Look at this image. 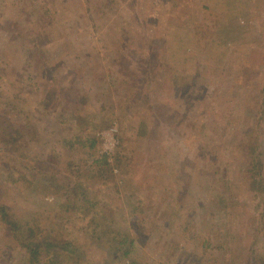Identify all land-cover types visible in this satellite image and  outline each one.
Here are the masks:
<instances>
[{
	"label": "rangeland",
	"instance_id": "374dc122",
	"mask_svg": "<svg viewBox=\"0 0 264 264\" xmlns=\"http://www.w3.org/2000/svg\"><path fill=\"white\" fill-rule=\"evenodd\" d=\"M0 205L41 264H264V0H0Z\"/></svg>",
	"mask_w": 264,
	"mask_h": 264
},
{
	"label": "trees",
	"instance_id": "16d2710c",
	"mask_svg": "<svg viewBox=\"0 0 264 264\" xmlns=\"http://www.w3.org/2000/svg\"><path fill=\"white\" fill-rule=\"evenodd\" d=\"M230 3L231 2H228V3L226 2L228 8H229ZM183 33H184V30L182 29H179L178 31H176L175 29H170L169 35H168L169 37L168 39L170 42L169 43V57L170 59L178 61V62L185 61V56L187 57L186 49L184 48V45L186 43L184 42L185 37ZM216 40L217 39H215L214 41ZM43 64H47V62L44 61ZM94 144L95 143H93L92 145ZM7 209L8 208L5 205H0V219L10 227V230L14 234V237L23 246L27 248V251L29 252V255H30L29 261L31 264H41L42 257L44 254L43 252L46 249H52L57 252L65 251L71 255L73 254L74 249L70 248L66 242L64 243V242L59 241V242H53V243H48V242L40 243V242L35 241V238H36L35 231L31 229L28 225H25L20 220L13 218V216L10 214V212Z\"/></svg>",
	"mask_w": 264,
	"mask_h": 264
}]
</instances>
